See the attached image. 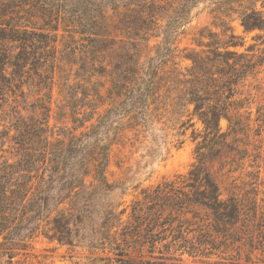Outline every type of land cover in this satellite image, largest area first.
I'll use <instances>...</instances> for the list:
<instances>
[{
  "label": "trees",
  "instance_id": "trees-1",
  "mask_svg": "<svg viewBox=\"0 0 264 264\" xmlns=\"http://www.w3.org/2000/svg\"><path fill=\"white\" fill-rule=\"evenodd\" d=\"M202 1H146L148 11L138 9L143 2H131L128 9L133 6L140 10L137 14L142 12L141 19L160 29L154 36L162 37L151 50L147 39L143 52L139 43L127 46L131 26L119 37L115 33L122 30L107 13L106 7L126 8L129 0H0V111H7L9 100L17 94L16 87L25 93L24 83L33 82V74L41 78L43 66L53 71V66L61 64V55L67 53L85 60L81 65V79H86L83 95L77 97L78 82L69 85L75 90L73 103L80 102L73 118L79 113L90 115L85 120L89 121L86 130L79 135L72 133L68 142L58 145L46 135L48 118L41 120L33 110L36 117L27 123L22 117L26 107L13 106L12 126L18 133L15 142L22 156L15 162L0 161L1 247L7 249L5 243L32 236L57 205L86 192L84 206L70 207L61 212L62 218L53 219L54 230L60 233L57 239L63 244H73L81 229L97 227L92 237L108 239L110 251L122 264H134L128 257L132 249L140 254L136 264H187L183 261L186 254L202 260L217 251L239 250L246 245L249 251L264 252L261 204L234 190L224 196L213 169L218 160L219 168L234 160L229 152L231 144L250 127L252 111L244 115L247 98L241 97L238 86L255 62L243 60L242 53L230 49L238 45L236 42L211 48L201 41L198 45L207 49L181 55L169 37L170 32H178L186 24L193 7ZM252 1L259 0H213L211 11L220 26L240 10L241 16L247 17L242 19L247 29L263 28L254 17L264 15V0L263 10L246 5ZM164 4H169L170 10ZM61 37L65 38L62 47ZM35 49L42 59L30 56ZM102 50L114 54L106 65L97 66V53ZM180 57L190 60V66L181 67L176 61ZM44 87L49 90L52 85ZM51 99L47 104L36 101L41 113L51 109ZM260 117L258 114L256 120ZM198 122L203 129L193 128V138L201 140L191 169L146 188L143 197L134 201L127 220L120 202L106 197L101 202L92 195L96 190L112 193L120 187L106 176L114 139H150L156 146L152 155L163 160L170 139L176 137L182 144L189 127ZM23 130L30 131L40 146H26L29 142L21 138ZM89 166L93 173L88 172ZM90 174L93 178L87 183ZM98 207L102 217L99 212L94 217Z\"/></svg>",
  "mask_w": 264,
  "mask_h": 264
},
{
  "label": "rangeland",
  "instance_id": "rangeland-1",
  "mask_svg": "<svg viewBox=\"0 0 264 264\" xmlns=\"http://www.w3.org/2000/svg\"><path fill=\"white\" fill-rule=\"evenodd\" d=\"M127 1L125 0V2ZM146 1L153 3L154 0H129L126 8L120 5L116 10L106 7L110 19L113 20L116 27L122 30H117L115 34L123 37L125 34L120 32H125L126 28L131 26L129 27L130 41H128L127 46L131 48L133 47L132 43L136 46L139 43L143 52L147 49V39H150L149 50L154 48L155 44L162 39V37L154 36L159 34L160 29L150 22H145V19H141L142 12L137 14L143 8L149 10ZM167 1L169 0H166V3ZM173 1L177 0H171V3ZM210 1L213 0L198 2L196 7H193L186 24L181 26L178 32L172 31L169 33L170 41L173 43L172 47L177 46L179 51H176V53H181V55L207 49L206 46L198 45L201 44V41L211 48L236 42L238 45L232 46L230 49L242 53L245 58L243 60L250 59L251 62H255L243 82L238 86L240 91L243 92L241 97L247 98L248 107L242 110L244 115L247 116L248 111H252L250 127L245 132L239 133L236 136L238 140L231 144L230 148L232 149L229 152L234 160L224 168H219L220 162L218 160L215 162L213 169L216 171L224 196L234 190L241 195L245 194L246 197L256 198L264 210V27L247 29L242 20L247 17L241 16L240 10L231 13V20L220 26L218 19L214 17L211 11L214 4ZM131 2L143 3L138 11L136 8L133 9V6L132 9L130 8L131 10L128 9ZM160 2L161 4L164 3V1ZM233 4L235 7L238 6L235 2ZM246 5L263 10L261 7L262 0L252 1ZM164 6L167 10H170L169 4H164ZM159 12L162 14V11L159 10ZM254 18L258 19V23L264 26V15L262 13ZM133 38L134 40L131 41ZM60 40V47H62L65 38L61 37ZM35 50L36 53L30 54V56L36 57L38 60L42 59L39 52L37 53L38 49ZM181 50L182 52H180ZM112 52L110 50L98 52L99 62L97 66L106 65L114 54ZM130 53L133 54V52ZM61 57V64L59 67L53 66L55 68L53 71L51 68L43 66L40 70L45 71L41 78L34 74L32 75L34 78L30 77L32 81L34 80L33 82H39L40 86L31 81H26L27 83H24L26 87L23 89L25 93L16 87L17 94L9 100V104L6 106L7 111H0V161L10 159L11 162H15L22 156V150L19 144L15 142L18 133L12 126L13 106L15 105H19L20 109L22 106L26 107L22 111L25 112L23 113L25 116L22 117L27 123L30 122V117L36 114L33 110H36L37 115L40 119L42 118L41 120H47L48 118L50 126L46 135L51 142L58 145L63 144L64 141L68 142L72 133L79 135L89 125V121H85L90 118L88 113H79L77 114L78 118H73V111L75 109L79 110L80 102L73 103L75 90L73 91L69 87L71 83L78 82L80 88L76 90L80 93L77 97L83 95L81 91L84 90L83 86L86 85V79H81L84 75L81 65L85 63V60L80 59V55L73 56L67 53H63ZM176 61L179 62L181 67L190 66L191 64L190 60L182 57L176 58ZM39 68H41V65H39ZM23 78H26L25 74ZM26 84H31V86ZM50 84L52 88L50 87L49 90L44 87H49ZM50 97L52 98L51 109H43L44 112L41 113L40 103L38 104L36 101L47 104ZM14 99L16 101H13ZM82 104L84 105V102ZM88 109L87 107L86 110ZM259 109L260 112H258ZM258 114L261 115L260 120H256ZM8 116H10V119H8ZM222 125L225 129L227 120L224 119ZM193 128L200 131L203 129V125L198 122L195 126L189 127L183 137L184 142L180 145L176 137L171 138L167 154L163 160L152 155L156 146L154 147V144L150 143V139L149 141L143 140L142 136L138 140L131 141L121 140L119 142L117 141L118 138L114 139L115 143L111 147L106 176L110 183L120 187L115 188L112 193H107L103 189L96 190L92 192V195L101 202H103L104 197L120 202V208L126 210L123 217L127 220L134 201L143 197V191L146 188H152L158 183L174 179L178 175L187 174L191 169L196 161L197 145L201 140L200 138L196 140L193 138ZM27 129H29V126ZM21 138L29 142L25 143L26 146H40V143L35 141L30 131L23 130ZM112 140L113 133L111 134V142ZM232 140L233 137H229V141ZM144 144L148 146L144 147ZM230 148L225 149L229 150ZM88 172L93 173L92 166L88 167ZM92 178L90 174L87 177V183ZM67 195L69 194L67 193L64 197ZM83 195H87L86 192H83ZM83 195L77 194L74 197H67L62 204L57 205L50 217L44 219L36 232L24 241L7 242L5 243V245H8L7 249L0 246V264H122L121 261L117 260L118 255L110 251L108 239L92 237L97 227L87 231L81 229L77 239L70 245L63 244L57 239L60 233L54 230V225L56 226L53 222L54 217L62 218L61 212L70 207L84 206ZM97 212L102 217L100 207L94 212V217L97 216ZM84 217L86 221L87 216ZM2 241L3 238L0 237V244ZM237 244L240 243L235 245L237 246ZM249 249L247 245L240 247L239 250L228 248L226 252L217 251L213 256L202 258V260H195L192 256L186 254L183 261L187 264H264V252L258 249L249 251ZM128 257L136 264V261L140 259L139 251L132 249ZM146 257L149 258V256Z\"/></svg>",
  "mask_w": 264,
  "mask_h": 264
}]
</instances>
